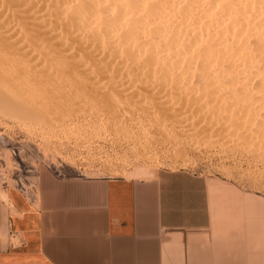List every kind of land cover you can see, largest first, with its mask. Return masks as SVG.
I'll return each instance as SVG.
<instances>
[{"label":"rangeland","instance_id":"obj_1","mask_svg":"<svg viewBox=\"0 0 264 264\" xmlns=\"http://www.w3.org/2000/svg\"><path fill=\"white\" fill-rule=\"evenodd\" d=\"M9 39H0L3 184L29 193L45 174L145 180L157 188L161 239L172 241L165 252L264 264V118L249 117L247 132L212 105L214 114L210 106L189 114L173 89H157L159 100L138 84L99 80L101 71L78 82L74 67L57 69L41 53L27 60L31 69Z\"/></svg>","mask_w":264,"mask_h":264},{"label":"bare ground","instance_id":"obj_2","mask_svg":"<svg viewBox=\"0 0 264 264\" xmlns=\"http://www.w3.org/2000/svg\"><path fill=\"white\" fill-rule=\"evenodd\" d=\"M11 37L20 62L41 53L78 82L101 71L152 96L173 89L189 114L212 105L246 131L264 118V0H0V39Z\"/></svg>","mask_w":264,"mask_h":264},{"label":"crops","instance_id":"obj_3","mask_svg":"<svg viewBox=\"0 0 264 264\" xmlns=\"http://www.w3.org/2000/svg\"><path fill=\"white\" fill-rule=\"evenodd\" d=\"M0 264H241L165 252L157 188L111 175H46L28 193L0 179ZM159 201V200H158Z\"/></svg>","mask_w":264,"mask_h":264}]
</instances>
